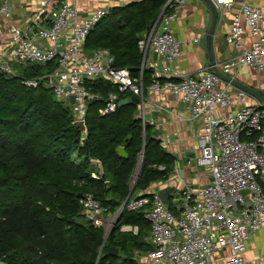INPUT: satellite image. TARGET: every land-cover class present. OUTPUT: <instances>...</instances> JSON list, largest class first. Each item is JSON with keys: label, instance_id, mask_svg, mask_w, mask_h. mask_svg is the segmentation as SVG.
<instances>
[{"label": "built area", "instance_id": "obj_1", "mask_svg": "<svg viewBox=\"0 0 264 264\" xmlns=\"http://www.w3.org/2000/svg\"><path fill=\"white\" fill-rule=\"evenodd\" d=\"M57 1L59 5L50 8L48 0H41L38 10L18 24L13 18L15 0H0V70L17 74L19 68L14 62L20 65L55 61L53 71L23 82L37 86L44 80L57 99L71 106L74 122L85 125V136L89 102L100 99L88 85L98 79L110 80L117 86V92L108 94L99 113L114 112L121 94L136 95L140 98L139 117L144 133L147 124L164 133L163 124L156 117L169 112L165 101L177 97L189 112L190 129L197 141L192 152L196 164L204 166L211 176L208 183L194 185L181 175L176 164L167 180L156 182L137 195H128L115 211L117 217L125 210L141 209L151 224L147 240L153 247L135 250L138 263L264 264V252L255 259L246 256L251 238L264 233V104L253 101L248 92L224 82L209 69L193 73L174 67L183 42L172 30V23L191 0H167L158 19L141 35V66L136 77L128 67L114 65L109 48L89 52L85 47L89 33L109 14V6L83 14L68 0ZM212 1L220 15L235 10L225 39L238 53L217 61L218 68L235 77L240 67H250L258 75V89L264 91V9L253 0ZM3 27L10 35L9 48L3 47L1 41ZM248 37L252 40L246 45ZM201 39L199 36L194 40ZM148 69L152 72L146 85L144 72ZM72 95L74 103L70 101ZM155 111L156 116L152 117ZM164 141L161 139L162 146ZM138 162L144 165L143 153ZM168 185L174 189L169 202L164 203L160 190ZM80 203L87 218L104 226L105 214L110 212L100 201L88 193L81 196ZM120 230L137 234L138 226L124 223Z\"/></svg>", "mask_w": 264, "mask_h": 264}, {"label": "trees", "instance_id": "obj_2", "mask_svg": "<svg viewBox=\"0 0 264 264\" xmlns=\"http://www.w3.org/2000/svg\"><path fill=\"white\" fill-rule=\"evenodd\" d=\"M166 2L140 0L110 7L85 47L89 52L109 48L115 66L128 67L132 76H139V38ZM55 67L53 61L22 63L17 74L0 70V264H35L40 253L52 264H139L135 250L153 247L147 240L151 224L144 211L125 210L107 235L103 226L86 217L78 195L92 194L113 213L128 195L167 180L177 157L161 145L155 125L147 124L144 133L137 103L99 113L108 94L117 92L116 84L106 79L88 85L100 99L89 102L85 136L71 106L57 99L44 80L37 86L23 82ZM151 72H144L146 85ZM119 146L128 156L119 153ZM142 153L144 165L132 186ZM124 223L137 225L138 233L120 230ZM112 246L119 249L117 256L110 253Z\"/></svg>", "mask_w": 264, "mask_h": 264}, {"label": "crops", "instance_id": "obj_3", "mask_svg": "<svg viewBox=\"0 0 264 264\" xmlns=\"http://www.w3.org/2000/svg\"><path fill=\"white\" fill-rule=\"evenodd\" d=\"M49 7L58 6L57 0H48ZM70 3L77 5L83 14L100 6H122L133 1L140 0H68ZM41 0H15L14 4V22L22 23L23 19L33 15L38 10ZM253 2L264 9V0H253ZM235 10L223 12L220 15L218 28L214 38L215 51L218 62L227 60L238 53V50L229 45L225 39L228 32L233 14ZM210 21V9L204 1L191 0L181 11L180 16L172 23V30L177 37L182 40V53L178 60L174 62V67L184 72L201 73L208 67V55L205 45V34ZM45 24V23H43ZM3 36L1 41L3 47L9 48L11 45L10 35L6 33L3 27ZM201 36L200 42L194 39ZM251 37L246 39V45L251 42ZM156 58V57H155ZM240 81L249 84L255 88H259V79L255 70L250 67L243 66L237 70L236 76ZM264 84V79H263ZM264 92V91H263ZM252 96V95H251ZM253 101L258 99L252 96ZM165 105L169 112H161L157 115V122L163 124V132L161 139L165 140L163 147L180 156L185 162L182 166L185 171L189 170V155L195 151L197 146L196 137L193 136L188 120L189 112L184 108L182 102L173 97L171 100L165 101ZM152 117H155L152 115ZM181 117V118H180ZM181 163V162H180ZM186 164V165H185ZM181 170V169H180ZM181 173V172H180ZM197 175H191L189 179L194 185L205 184L211 180V176L207 170L197 172ZM186 176V175H185ZM264 252V233H256L250 240L249 248L246 253L248 259H255L259 253Z\"/></svg>", "mask_w": 264, "mask_h": 264}, {"label": "water", "instance_id": "obj_4", "mask_svg": "<svg viewBox=\"0 0 264 264\" xmlns=\"http://www.w3.org/2000/svg\"><path fill=\"white\" fill-rule=\"evenodd\" d=\"M203 1L208 5L210 9V21H209L206 34H205V45H206V50H207V55H208L209 70L213 72L214 74L218 75L224 82L231 84L233 87L245 90L250 95L257 98L260 102L264 104V92L263 91L240 81L236 77L223 73L218 68L214 38L216 35V30L218 28L219 20H220V13L215 3L212 0H203ZM13 64L16 68H19L18 62H14ZM70 101L71 103H74L75 98L73 95L70 97ZM129 102H135L138 104L140 102V98L136 95L121 98L118 102V107H122L128 104ZM153 115L156 116V111L153 113ZM76 125L82 129L85 127V125L81 121H78ZM156 131L157 133L161 134L160 130H156ZM118 151L121 155L128 156L127 151L124 146H119ZM173 189H174V186L168 185L160 190V197L164 203L169 202V196H170V193L173 191ZM82 195L83 193L80 192L78 196L81 197ZM120 217L121 215L117 217L115 221L116 224H118ZM110 253L112 255L117 256L119 254V249L117 247L112 246L110 247ZM34 262L35 264H52V261H50L46 257L45 253H40L37 257H35Z\"/></svg>", "mask_w": 264, "mask_h": 264}, {"label": "rangeland", "instance_id": "obj_5", "mask_svg": "<svg viewBox=\"0 0 264 264\" xmlns=\"http://www.w3.org/2000/svg\"><path fill=\"white\" fill-rule=\"evenodd\" d=\"M53 7L54 6H52L50 8H53ZM195 156L196 155H194L193 153H191L189 155L190 159H189V163L188 164L190 166H189V170H187V172L185 171L184 167L182 166L185 162L183 161V159L180 156H178V163H176L177 164L176 167L180 168L181 169L180 170L181 175L182 176H185L186 175L185 177L188 178V179L191 178V175L192 176L193 175H197L198 174L197 172H202V171L206 170V168L204 166H197L196 160L194 158ZM142 165H143V162H138L137 163L136 168L133 171L132 176H131L130 185H132V186L135 185V182L139 178V175H140L139 173L141 172L140 169H141ZM175 179H177V178H175ZM117 215H118L117 212L105 214V218H104L105 220H104V224H103L104 226L103 227L106 230V234H109V232L115 228V226H114V220L117 218Z\"/></svg>", "mask_w": 264, "mask_h": 264}]
</instances>
